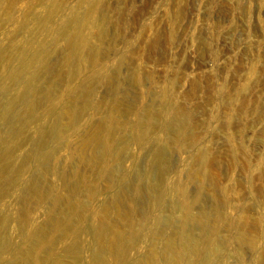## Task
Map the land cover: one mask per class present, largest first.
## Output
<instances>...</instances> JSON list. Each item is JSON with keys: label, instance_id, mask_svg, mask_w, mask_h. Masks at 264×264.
I'll return each mask as SVG.
<instances>
[{"label": "rangeland", "instance_id": "obj_1", "mask_svg": "<svg viewBox=\"0 0 264 264\" xmlns=\"http://www.w3.org/2000/svg\"><path fill=\"white\" fill-rule=\"evenodd\" d=\"M54 1L57 13L44 31L57 33L48 43L49 67L37 72L35 91L29 89L24 100L0 118V145L17 130L29 133L17 151V165L24 166L18 192L29 195L30 180L48 192L30 197L32 214L22 225L26 230L20 238L10 234L13 243H0V264H12L11 255L21 254L24 247L33 252L29 263L46 264L50 257L58 264L77 260L44 244L51 233L61 241L67 229L48 226L52 218L56 222L66 216L69 204L91 209V214H84L90 225L105 221L108 227L101 236L110 242L108 228L126 229L114 207L119 187L127 189L126 206L132 210L134 228L143 232L141 238L153 239L157 251L163 244L174 245L172 264H252L254 256L264 259V0ZM50 2L0 0V43L37 49L34 15ZM76 38L84 39L82 46ZM38 63L42 65L39 59ZM92 66L95 76L72 99L74 80ZM20 67L14 60L3 65L13 73ZM31 73L26 66L25 74ZM164 84L169 85L167 104L186 114L182 143H173L174 127L163 124L157 115ZM16 86L25 85L17 79L11 90ZM26 99L37 102L34 110L26 107ZM63 107L80 113L68 119L59 115ZM148 111L152 118L146 116ZM109 115L118 121L104 137L110 154L103 155L99 148L97 162L83 165L77 155L91 152L89 147L82 150L84 144ZM40 116L58 121L59 131L46 133L37 125L32 133L30 126ZM40 137L50 152L41 166L37 159L44 150L36 142ZM155 145L158 158L152 155ZM200 172L206 190L198 191ZM11 177L9 172L5 181L10 183ZM167 182L174 191L161 196ZM87 187L96 194L92 200L85 194ZM54 191L64 203L58 201L57 209L52 208ZM17 199L4 212L5 231L19 223L23 199ZM152 212L158 217L154 228ZM190 215L204 221L191 222ZM77 229V249L93 260V250L85 245V237L91 239L93 234L85 223ZM241 236L256 246L243 244ZM145 248L146 243H136L130 253L146 252ZM83 260L76 264H85ZM156 264H165V259L157 255Z\"/></svg>", "mask_w": 264, "mask_h": 264}, {"label": "bare ground", "instance_id": "obj_2", "mask_svg": "<svg viewBox=\"0 0 264 264\" xmlns=\"http://www.w3.org/2000/svg\"><path fill=\"white\" fill-rule=\"evenodd\" d=\"M97 2L99 3L100 0H97ZM56 13H57L56 12V2L54 0H51V2L47 4L38 14L34 15L35 17L34 20L36 21V25L34 23L32 34H33V38L36 39L35 41L39 43L37 49H33V47L29 44L20 45L17 47L14 46L15 44H13L14 46L13 47L11 46L12 44L10 43L11 44L10 45L9 42L7 41L0 43V118H4L6 114L11 112L14 104L18 103L20 100H24V98L26 97L27 91L29 89L34 90L35 88H37L36 86L37 85L36 84L37 72L42 67L46 69L49 67V63L47 61V58L49 57L48 43L54 40V37L57 35V33L56 34L50 33L49 35H47L45 34L44 31L47 26V21L49 19H53L56 16ZM100 36L102 37L105 36L104 30L100 31ZM40 38H42V41H39ZM76 42H78V46L80 47L82 46L84 39L78 38L77 40L76 38ZM66 58L67 57H64L63 60L67 61ZM94 58L95 57H92V60H94ZM38 59L41 60L42 65L38 63ZM13 60L21 63L20 69L16 73L4 70L3 69L4 63L7 61H13ZM26 66H30V68H32V73L29 76L25 74ZM95 71L96 69L92 66V69L89 71L90 73L89 72L88 73L79 72L80 73L79 78L74 80L73 87L71 88V91H70V96L72 99L75 96H77L78 92L81 90L82 86L87 81V79L90 77L93 78L95 76ZM17 79H20V82L23 83L25 86L24 87L16 86L15 87L16 89L11 90L10 88L11 85L15 84ZM168 87H169L168 84H164L162 88V92L158 95V103L160 105V111L157 115L160 117V120L163 124L165 125L172 124V126L174 127V133H172L173 136L171 139L173 143L175 142L182 143V141H186L185 136L182 132V128H181L182 124L184 123L183 117H185L186 114L183 113L178 107L171 108L167 104L166 90L168 89ZM36 103L37 102L33 101L32 99L31 100L26 99V107L31 111L35 109ZM79 113L80 111L75 108L63 107L62 110L59 112V115H62L63 117H66L68 119H75L79 115ZM153 115H154L153 112L150 113L148 111L146 113V116L148 118H152ZM45 117L46 116H40V117L35 118L36 120L33 121L35 122L34 124H32L31 122H27V123L32 124V126H30L32 133H34L39 126H42L44 130L46 131V133L51 132L52 134L54 132L57 133L59 131L60 123L54 119L47 120ZM106 117L107 119L105 120L104 124L101 125L99 132L92 135L87 140V142L84 144V147L82 150H86V148L89 147L91 152L85 153L81 151L77 155V160L81 162L83 165H91L97 162L95 161V159L98 157L97 151L99 148L103 149L102 150L103 155L108 156L110 154V145L105 142L104 137L107 133H109V131H111V128H114L117 126L118 121L113 115H109ZM136 121H137L136 122L137 124L138 120ZM22 130L21 131L17 130L13 132L12 134H10L9 141L7 143L4 142V144L1 143L2 145H0V243H2V245H8L10 243H13L9 239L10 234H14L20 238L21 235L26 230V228L22 227V225L26 221L29 220L32 214L31 209L29 208V203L33 201H31L30 197L31 196L38 197L44 191L48 192V190L39 187L38 183H36L35 180H30L29 182V191H30L29 195L26 193H23V195H21V193L18 192V181L22 180L21 172H22V169H24V166L17 165V162H18L17 159L19 157L18 150L20 147L23 146V142L29 139V136H28L29 133L28 132L26 133L25 131H22ZM36 142L44 150L43 152H41L40 156H38V159H37V163L41 166L43 163L46 162L48 158H50L49 157L50 152L47 153L49 149L45 145L46 143H45L44 137L37 138ZM136 142L140 143L138 139H136ZM34 151L35 149H32L30 153L33 154ZM152 155L155 158H158L160 156L159 149L157 148L156 145L153 148ZM99 171H100V176H104L106 174V170L103 167H101ZM9 172H12V177H11L10 183H7L5 176ZM38 172H37L38 173L37 175L40 174V170H38ZM84 176H82V179L83 181L87 182L88 178L86 175ZM61 179L64 180L65 178L61 176ZM196 180L198 184V191H199V188L200 189L203 188L206 190V187H205L206 178L204 177L202 172L197 174ZM173 187L174 186L171 185V182H167L163 191H161L162 193L161 196L165 193V191L166 192L169 191L173 193L174 191ZM126 192H127V189H125V187H119V192L116 195L115 202H114V207L117 212L118 218L119 220H121V222L123 221V224L125 225L126 229L124 231H120V230H115L113 228H108L112 235V240L110 242L104 240L101 236L102 231L106 227H108L105 221H103L102 219H98V221L95 224L92 223L90 225L88 224V221L86 220V216L84 214H91L92 210L86 208L85 206L82 207L78 204H69L68 206L69 211L66 214V216L59 218L56 222L52 218L49 222L50 225L48 226V227H51V226L57 225L58 228L62 227L63 230L67 229L65 230L64 235L61 238V241H56V237L53 235V233H51L50 236L45 240L44 244L54 245L55 247H58L60 250H62L63 253L76 256L77 260L84 259L83 261L85 262V264H106L108 262H111L112 264H156L157 255L158 256L160 255L161 257L165 259V264H172L170 261V257H171V254L173 252V247H174L172 243L163 244L161 248L159 249V251H157L158 247L157 248L154 247L155 245L154 240L153 239H149V240L142 239L141 233L143 232H139L136 228H134L132 224V214H133L132 210H130L126 206V201H125ZM85 194L88 196L89 199H91L94 195H96L91 190L90 187H87ZM209 194L211 196H214L212 192L211 193L209 192ZM53 195L54 197L52 200V208L54 209L56 207L57 209L58 201L60 204H64V203L61 202V200L59 199L55 191ZM19 197H22L23 199V204L19 207V210H18L19 223L17 225L14 224L11 229H9L8 231H5L2 227V223L4 222V214H5L4 212L8 210L11 205L17 204L18 202L17 198ZM197 198H198V193H195L193 199L197 200ZM104 208L105 206L102 204L100 209H104ZM100 209H97L94 213L96 212L98 213ZM76 214L80 215L78 221L74 220V217ZM157 219L158 217L156 213L152 212V215L150 218V224L151 226H153V228L157 224ZM189 221L202 223L204 220L195 219L192 215H190ZM79 223H85L90 229L89 232L93 234V238L91 239H88L87 237H85V241H86L85 245L89 244L88 247L91 248L94 252L93 260H90V257L86 253V251L82 250L83 252L81 254V250L77 249V244L79 242L77 238H78V235H80L77 229V226ZM49 231L53 232L52 229H50ZM97 239H100V241L97 242L96 241ZM200 240H202V237L196 240V243L198 241L200 242ZM240 240L243 244L249 245L251 247L256 246L253 244L252 241H250V239H247L244 236H241ZM140 242L146 243L147 248L145 249L147 251L146 252L136 251L133 253L134 255L130 253L131 248L134 247L136 243H140ZM199 242L197 243L195 250L199 248V244H200ZM22 251L23 252L21 254L11 255V258L13 259L12 264H38L35 262L33 263L28 262V260H31L33 256V252L31 250H28L26 249V247H24ZM135 255H139L140 259L138 261H131L129 259L130 256H135ZM77 260H75L74 262H65L64 264H76ZM46 264H58V262L54 257H50ZM252 264H264V259L254 256Z\"/></svg>", "mask_w": 264, "mask_h": 264}]
</instances>
